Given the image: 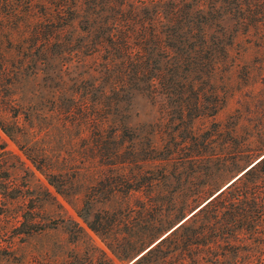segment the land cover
I'll return each mask as SVG.
<instances>
[{
  "label": "trees",
  "instance_id": "trees-1",
  "mask_svg": "<svg viewBox=\"0 0 264 264\" xmlns=\"http://www.w3.org/2000/svg\"><path fill=\"white\" fill-rule=\"evenodd\" d=\"M250 2L0 0V77L8 79V87L20 92L21 98L37 92L41 103L52 102L57 110L70 111L72 105L65 99L85 100L89 112L85 124L93 129L99 157L111 162L101 168L96 182L88 184L91 191L81 190L85 193L81 215L123 259L139 252L132 264H184L182 255L210 244L244 243V234L255 235L264 224L263 155L172 230L189 208L220 188L185 195L179 206L176 187L182 181V168L196 155L191 150L196 135L188 132L180 141L163 143L158 130L140 136L132 118L140 97L169 109L175 120L190 126L201 116H216L226 100L213 83L214 75L240 30H228L225 17L246 27L244 15ZM239 153L233 157L239 159ZM49 155L43 148L40 160L31 159L48 167ZM222 160V171H234L239 165L237 160ZM61 174L66 173L52 170L48 176L65 192ZM104 179L110 181L106 200L100 199L103 190L92 189ZM167 184L173 186L169 204L166 201L160 218L152 220L145 212L164 202L158 186ZM132 192L147 194L150 202L135 207L143 223L135 224L140 227L137 236L127 238L117 226L136 218L128 202ZM118 201L121 205L113 207L112 202ZM164 221L168 225L161 227ZM159 230L170 233L158 241ZM226 257L222 254L205 263L193 258L189 264H224Z\"/></svg>",
  "mask_w": 264,
  "mask_h": 264
},
{
  "label": "rangeland",
  "instance_id": "rangeland-1",
  "mask_svg": "<svg viewBox=\"0 0 264 264\" xmlns=\"http://www.w3.org/2000/svg\"><path fill=\"white\" fill-rule=\"evenodd\" d=\"M250 1L244 15L246 27L229 15L225 17L228 30H240L234 33L227 60L214 75L213 83L226 100L216 116H201L190 126L179 123L169 109L153 105L144 97L138 98L132 113L140 136L158 130L162 142L172 144L177 138L179 141L185 138L188 132L196 135L191 140H195L191 150L196 155L191 157V164L182 168V181L176 187L179 206L187 199L185 195L214 186L213 191H217L264 154V2L256 5ZM8 85V79L0 77V264H108L109 261L132 264L139 252L123 259L81 215L84 192L91 191L88 184L96 182L101 168H108L111 162L99 157L93 129L85 124L89 113L85 100L80 98L76 103L65 99V103L72 105L65 112L57 110L52 102L41 103L37 92L21 98L23 95ZM204 103L210 104L207 100ZM142 146L145 145L139 147ZM43 148L50 153L47 160L50 168L39 167L31 159L33 156L40 160ZM237 152H241L239 159L233 157ZM215 154L221 157L217 159ZM222 159L237 160L239 165L234 171L219 170ZM52 170L66 173L59 178L66 185L65 192L49 178ZM109 182L104 179L92 188L97 192L103 190L102 200L108 195ZM172 188L168 184L158 186L164 197L160 205H164L146 211L147 217L160 218L166 201L169 204ZM130 195L128 202L134 210L130 214L136 218L117 226V231L127 238L137 236L140 227L135 224L143 223L140 217L137 219L135 207L139 209L141 203L150 202L143 192ZM207 197L189 208L186 215ZM120 205L119 201L112 202L113 207ZM164 224L165 221L160 226ZM257 230L255 235L244 234V243L201 246L200 251L193 250L181 258L184 264L191 263L193 258L205 263L208 258L213 260L226 254L224 264H264V224ZM165 233L166 230H159L157 237Z\"/></svg>",
  "mask_w": 264,
  "mask_h": 264
},
{
  "label": "water",
  "instance_id": "water-1",
  "mask_svg": "<svg viewBox=\"0 0 264 264\" xmlns=\"http://www.w3.org/2000/svg\"><path fill=\"white\" fill-rule=\"evenodd\" d=\"M264 155V154H263ZM263 155H261L260 157H258L256 160H254L251 164H249L246 168H244L238 175H236L233 179H231L228 183H226L223 187H221L217 192H215L213 195H211L208 199H206L202 204H200L197 208H195L193 211H191L185 218H183L181 221H179L174 227H172V230L175 229L176 227H178L180 224H182L184 221H186L189 217H191L194 213H196L198 211V209H200V207H202L205 203H207V201H209L210 199H212L215 195H217L222 189H224L225 187H227L230 183L234 182L240 175H242L247 169H249L253 164H255ZM171 229L169 230L170 232L172 231ZM169 231H167L165 234H163L158 241L162 240L168 233H170ZM157 241V242H158Z\"/></svg>",
  "mask_w": 264,
  "mask_h": 264
}]
</instances>
